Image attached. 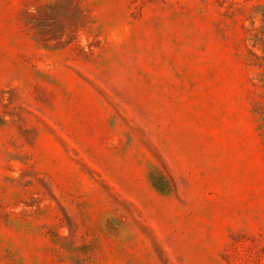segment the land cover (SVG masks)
Returning <instances> with one entry per match:
<instances>
[{"label": "rangeland", "instance_id": "obj_1", "mask_svg": "<svg viewBox=\"0 0 264 264\" xmlns=\"http://www.w3.org/2000/svg\"><path fill=\"white\" fill-rule=\"evenodd\" d=\"M0 264H264V0H0Z\"/></svg>", "mask_w": 264, "mask_h": 264}]
</instances>
